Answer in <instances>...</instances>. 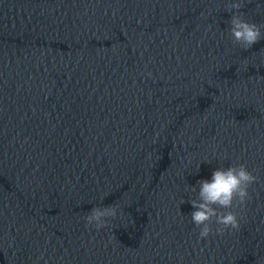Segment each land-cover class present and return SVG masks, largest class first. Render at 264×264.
Masks as SVG:
<instances>
[{"label":"water","instance_id":"obj_1","mask_svg":"<svg viewBox=\"0 0 264 264\" xmlns=\"http://www.w3.org/2000/svg\"><path fill=\"white\" fill-rule=\"evenodd\" d=\"M228 2L0 0V264H264V40ZM233 164L240 228L201 239L190 186Z\"/></svg>","mask_w":264,"mask_h":264},{"label":"clouds","instance_id":"obj_2","mask_svg":"<svg viewBox=\"0 0 264 264\" xmlns=\"http://www.w3.org/2000/svg\"><path fill=\"white\" fill-rule=\"evenodd\" d=\"M244 7V0H229L226 10L232 13L228 23L233 43L247 50L264 40V24L245 19V13L241 11ZM257 179L245 164H233L217 168L210 180H199L198 188L190 186V191L196 193V197L190 200L195 209L191 220L199 229L201 239L214 233L213 223L219 225L215 234L220 235L226 230L240 228L238 214L231 209L246 204L250 199L249 189ZM123 214L122 206L114 203L93 207L83 219L87 227L100 231L112 227V220Z\"/></svg>","mask_w":264,"mask_h":264}]
</instances>
